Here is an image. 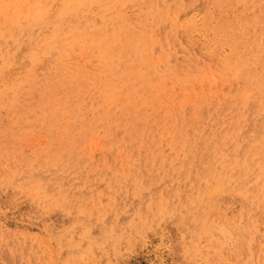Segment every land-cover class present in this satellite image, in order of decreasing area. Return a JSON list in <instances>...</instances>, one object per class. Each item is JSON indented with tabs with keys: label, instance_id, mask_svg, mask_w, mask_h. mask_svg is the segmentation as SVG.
<instances>
[{
	"label": "rangeland",
	"instance_id": "rangeland-1",
	"mask_svg": "<svg viewBox=\"0 0 264 264\" xmlns=\"http://www.w3.org/2000/svg\"><path fill=\"white\" fill-rule=\"evenodd\" d=\"M0 264H264V0H0Z\"/></svg>",
	"mask_w": 264,
	"mask_h": 264
},
{
	"label": "bare ground",
	"instance_id": "bare-ground-1",
	"mask_svg": "<svg viewBox=\"0 0 264 264\" xmlns=\"http://www.w3.org/2000/svg\"><path fill=\"white\" fill-rule=\"evenodd\" d=\"M118 76V75H117ZM175 78V77H174ZM85 83V82H84ZM190 91H194V90H190ZM261 101V100H260ZM237 102V101H236ZM262 104V103H261ZM238 105V104H237ZM168 106V105H167ZM260 112V111H259ZM144 115V114H143ZM146 117V116H145ZM78 120V119H77ZM263 121V120H262ZM178 148V147H177ZM153 156V155H152ZM112 157V156H111Z\"/></svg>",
	"mask_w": 264,
	"mask_h": 264
}]
</instances>
